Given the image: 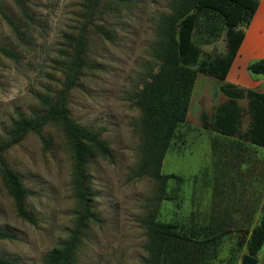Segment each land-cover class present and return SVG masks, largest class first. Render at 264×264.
Segmentation results:
<instances>
[{
	"label": "rangeland",
	"instance_id": "obj_1",
	"mask_svg": "<svg viewBox=\"0 0 264 264\" xmlns=\"http://www.w3.org/2000/svg\"><path fill=\"white\" fill-rule=\"evenodd\" d=\"M22 3L24 8L15 0H0V10L12 21L0 11V44L11 53L0 51V141L8 139L14 120L43 111L41 98L54 97L62 87L66 51L71 49L65 35L78 33L87 23L90 65L70 91L68 105L75 121L101 130L113 152V159L99 154L89 158L93 216L80 235L72 264H146L144 220L153 211L162 221L195 228L221 222L229 230L205 246L189 243L184 251L174 241L172 252L185 263L241 264L248 231L259 222V207L264 206V194L256 197L261 183L254 157L257 151L264 155V147L204 127V119L213 121L226 98L216 78L198 74L187 118L178 125L163 159L162 172L180 178H169L163 188L157 179L135 174L143 152L137 93L159 69L153 49L160 41L161 19L171 12L173 1L101 0L91 22L85 0ZM260 13L248 30V42L259 27ZM94 23L110 30L113 38L97 32ZM225 48V34L204 46L214 55ZM240 61L231 75L237 71L245 79L256 78ZM239 103L244 131L251 118L247 99ZM43 133L46 141L29 131L5 153L9 166L31 190L26 208L34 222L18 215L0 171V230L14 235L0 239V257L15 264H47L46 255L70 237L82 212L68 138L55 123L47 124ZM236 180H241L239 189Z\"/></svg>",
	"mask_w": 264,
	"mask_h": 264
},
{
	"label": "trees",
	"instance_id": "obj_2",
	"mask_svg": "<svg viewBox=\"0 0 264 264\" xmlns=\"http://www.w3.org/2000/svg\"><path fill=\"white\" fill-rule=\"evenodd\" d=\"M22 8V0H15ZM172 10L165 14L160 22V41L153 49L154 57L160 61L158 71L147 81L137 93V105L141 109V132L143 152L136 175H148L157 179L164 188L167 180L180 178L173 173L162 172V162L178 125L188 115L192 93L199 73L212 76L219 82V89L225 95L213 121L204 119L205 128H211L223 135H239L248 143L264 147V91L239 86L226 80L240 46L245 38L246 27L251 23L260 0H172ZM101 0H85L90 12L87 22ZM1 11V10H0ZM9 22L10 17L1 11ZM97 32L107 39L112 33L103 25H93ZM89 27L87 23L78 33L66 34L71 49L66 51L68 65L62 87L54 97H42L43 111L31 115H20L13 121L9 137L0 141V171L5 186L14 199L18 215L31 222L35 216L26 208V199L31 193L19 174L12 169L5 157L6 151L20 142L29 131L36 132L43 141L46 136L44 127L49 123L58 124L65 132L73 155L74 179L77 196L82 212L70 237L58 247L53 248L45 257L47 264H72L74 253L78 247L80 235L88 220L93 216L88 187L87 166L92 155L99 154L113 159L109 143L101 138V130L86 127L71 117L69 109V93L77 86L83 69L90 65L88 61ZM226 35V48L223 54L214 55L204 46ZM0 51L10 55V51L0 44ZM247 70L254 75H264V58L252 60ZM247 99L250 123L241 131L242 108L239 101ZM205 117V116H204ZM206 118V117H205ZM159 199H163L159 196ZM148 239L146 249L149 257L146 264H188L179 255L172 252L173 242L178 243L180 250L185 245L196 243L205 246L222 234L229 232L223 223H207L195 228L185 226L180 221H162L157 219L153 211L144 220ZM249 233L247 253L258 257L264 245V210L260 220ZM14 235L0 230V239L12 238ZM176 249V247H175ZM189 253L185 252L186 258ZM190 260H194L191 256ZM0 264H15L0 257Z\"/></svg>",
	"mask_w": 264,
	"mask_h": 264
},
{
	"label": "crops",
	"instance_id": "obj_3",
	"mask_svg": "<svg viewBox=\"0 0 264 264\" xmlns=\"http://www.w3.org/2000/svg\"><path fill=\"white\" fill-rule=\"evenodd\" d=\"M260 11H261V13L258 17L259 18L258 19V26L259 27L257 28V31H255L253 39L250 40V42H248L247 41L248 30L252 26V23L254 22V18L256 16H258ZM258 58H264V0H260V2H259V6L256 10V13H255L249 27L246 30L245 38H244V40L240 46V49L238 51V54H237L235 60L233 61V64L229 70V73L227 75L226 80L229 82H233L235 84H239L240 82H242L241 78L243 77L244 82H243V84H240L242 87L253 88L256 90L264 91V78L262 76H260L262 74L256 75V78H253V79L249 78V77L247 79H245V76L243 74L240 75L237 71H235L234 74L231 75L234 68L239 67V65L237 66V64L242 62V61H240V59L243 60L245 66H247L252 60H255ZM255 151H257V150H255ZM254 157L259 161L258 175H260L259 176L260 179L258 178L257 180L260 181L261 185L259 187H257L256 197H257V199L258 198L260 199L261 195L264 194V155H263V153H260V151H257V153L255 154ZM243 168H245L244 164H243ZM236 182H237V188L240 187L238 180H236ZM232 187L235 188L234 185ZM244 187L247 188V186H244ZM243 190H244V188H243ZM242 196H244V195H242ZM256 203H257V201H255V204H254L255 206L258 205V203L257 204ZM259 209H261V211L263 212V210H264L263 204L260 205ZM254 210L256 211V208ZM257 212H259V210H257ZM262 212H261V214H262ZM263 248L264 247H262L261 249H263ZM261 251L258 253L257 264H264V251L262 253H261Z\"/></svg>",
	"mask_w": 264,
	"mask_h": 264
},
{
	"label": "water",
	"instance_id": "obj_4",
	"mask_svg": "<svg viewBox=\"0 0 264 264\" xmlns=\"http://www.w3.org/2000/svg\"><path fill=\"white\" fill-rule=\"evenodd\" d=\"M257 257H253L248 253H245L242 257L241 264H257Z\"/></svg>",
	"mask_w": 264,
	"mask_h": 264
}]
</instances>
